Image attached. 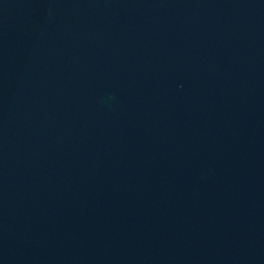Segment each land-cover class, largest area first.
Listing matches in <instances>:
<instances>
[{
    "label": "water",
    "instance_id": "1",
    "mask_svg": "<svg viewBox=\"0 0 264 264\" xmlns=\"http://www.w3.org/2000/svg\"><path fill=\"white\" fill-rule=\"evenodd\" d=\"M0 264H264V0H0Z\"/></svg>",
    "mask_w": 264,
    "mask_h": 264
}]
</instances>
